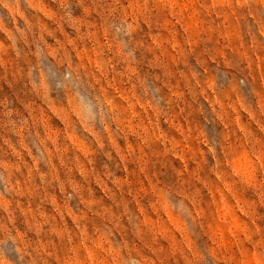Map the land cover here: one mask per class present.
Returning <instances> with one entry per match:
<instances>
[{
    "label": "rangeland",
    "instance_id": "rangeland-1",
    "mask_svg": "<svg viewBox=\"0 0 264 264\" xmlns=\"http://www.w3.org/2000/svg\"><path fill=\"white\" fill-rule=\"evenodd\" d=\"M0 264H264V0H0Z\"/></svg>",
    "mask_w": 264,
    "mask_h": 264
}]
</instances>
